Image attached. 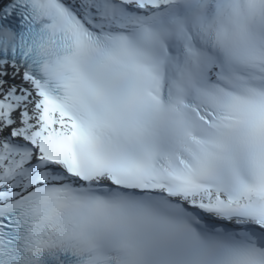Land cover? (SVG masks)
<instances>
[{
    "label": "snow or ice",
    "instance_id": "1",
    "mask_svg": "<svg viewBox=\"0 0 264 264\" xmlns=\"http://www.w3.org/2000/svg\"><path fill=\"white\" fill-rule=\"evenodd\" d=\"M0 264H264V0H0Z\"/></svg>",
    "mask_w": 264,
    "mask_h": 264
}]
</instances>
